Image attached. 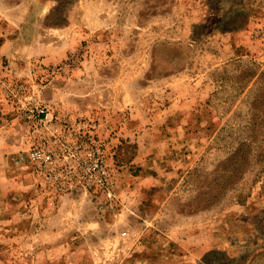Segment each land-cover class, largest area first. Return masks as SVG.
<instances>
[{
	"label": "rangeland",
	"instance_id": "obj_1",
	"mask_svg": "<svg viewBox=\"0 0 264 264\" xmlns=\"http://www.w3.org/2000/svg\"><path fill=\"white\" fill-rule=\"evenodd\" d=\"M0 264H264V0H0Z\"/></svg>",
	"mask_w": 264,
	"mask_h": 264
}]
</instances>
